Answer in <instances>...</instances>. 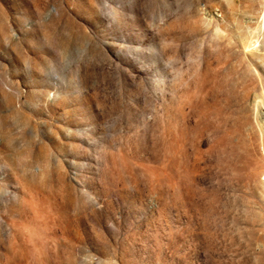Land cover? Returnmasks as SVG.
<instances>
[{"label": "rangeland", "instance_id": "rangeland-1", "mask_svg": "<svg viewBox=\"0 0 264 264\" xmlns=\"http://www.w3.org/2000/svg\"><path fill=\"white\" fill-rule=\"evenodd\" d=\"M264 0H0V264H264Z\"/></svg>", "mask_w": 264, "mask_h": 264}, {"label": "bare ground", "instance_id": "bare-ground-1", "mask_svg": "<svg viewBox=\"0 0 264 264\" xmlns=\"http://www.w3.org/2000/svg\"><path fill=\"white\" fill-rule=\"evenodd\" d=\"M264 118V117H263Z\"/></svg>", "mask_w": 264, "mask_h": 264}]
</instances>
